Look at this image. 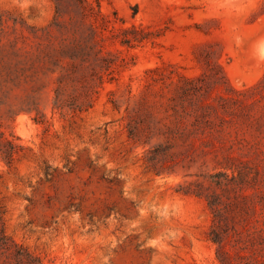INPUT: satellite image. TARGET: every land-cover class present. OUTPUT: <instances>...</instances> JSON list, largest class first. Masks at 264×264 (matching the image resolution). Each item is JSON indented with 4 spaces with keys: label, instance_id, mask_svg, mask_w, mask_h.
<instances>
[{
    "label": "rangeland",
    "instance_id": "rangeland-1",
    "mask_svg": "<svg viewBox=\"0 0 264 264\" xmlns=\"http://www.w3.org/2000/svg\"><path fill=\"white\" fill-rule=\"evenodd\" d=\"M181 76L229 111L180 124ZM218 172L263 199L264 0H0V264H219Z\"/></svg>",
    "mask_w": 264,
    "mask_h": 264
},
{
    "label": "trees",
    "instance_id": "trees-1",
    "mask_svg": "<svg viewBox=\"0 0 264 264\" xmlns=\"http://www.w3.org/2000/svg\"><path fill=\"white\" fill-rule=\"evenodd\" d=\"M80 2L84 0H78ZM86 5H82V9L87 16H95L94 6L92 3L85 1ZM99 7V5H98ZM101 14V12H99ZM127 32V31H126ZM125 32V33H126ZM122 39L120 42L124 46H130L131 40L128 37ZM220 69V66L217 65ZM206 75V74H205ZM213 80L215 84H220V78L213 71H209L206 75ZM183 80L182 85L178 86V92L172 100H180L182 111L172 106V110L180 116L179 123L182 124L188 118L195 119L196 126H209L210 110L215 112L222 110L228 112L226 105H214L207 102L198 104V107L190 110L186 103H192L194 93L202 91L200 78L191 79L181 76ZM234 94L239 93L234 87L228 84V89ZM221 100L234 103V96L224 95L220 97ZM191 105V104H190ZM12 148V145H11ZM13 150V149H12ZM14 152L9 153L12 157ZM230 160H232L230 158ZM207 177V176H206ZM204 177V178H206ZM209 184L199 183L198 189L192 193L200 198H204L207 206L213 215V226L209 232V240L216 246V258L219 264H264V195L261 201L256 200L257 192L251 198H244L240 201L234 198V192L240 190L238 178L234 172L229 175L224 172H218L208 176ZM251 188L256 189L257 183L253 179ZM211 192L208 193V191ZM256 195V196H255ZM235 199V201H234ZM4 211L0 206V222H2ZM253 216L254 220H251ZM229 218L234 223V228L230 231L229 227L222 223L223 220ZM242 226L241 231L235 226ZM233 232V233H232ZM235 239V245H226L230 237ZM5 251L9 252L10 248L5 247ZM18 264H43V262L31 254H21L16 256Z\"/></svg>",
    "mask_w": 264,
    "mask_h": 264
},
{
    "label": "bare ground",
    "instance_id": "bare-ground-1",
    "mask_svg": "<svg viewBox=\"0 0 264 264\" xmlns=\"http://www.w3.org/2000/svg\"><path fill=\"white\" fill-rule=\"evenodd\" d=\"M238 1V0H237ZM230 8V7H229Z\"/></svg>",
    "mask_w": 264,
    "mask_h": 264
}]
</instances>
